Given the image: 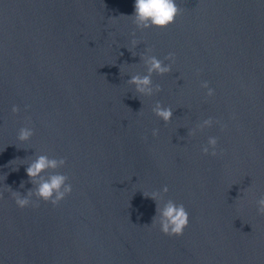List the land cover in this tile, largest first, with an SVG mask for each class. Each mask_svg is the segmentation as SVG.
I'll return each instance as SVG.
<instances>
[{"label": "water", "instance_id": "water-1", "mask_svg": "<svg viewBox=\"0 0 264 264\" xmlns=\"http://www.w3.org/2000/svg\"><path fill=\"white\" fill-rule=\"evenodd\" d=\"M134 3L0 0V264H264V0H176L174 24L145 30ZM147 48L176 54L152 97L127 83L147 74ZM157 101L173 109L167 124ZM209 117L226 127L189 136ZM209 137L222 155L202 153ZM41 154L66 160L55 171L73 191L20 209L7 188L27 195ZM164 186L189 213L179 237L151 227L144 193Z\"/></svg>", "mask_w": 264, "mask_h": 264}, {"label": "clouds", "instance_id": "clouds-1", "mask_svg": "<svg viewBox=\"0 0 264 264\" xmlns=\"http://www.w3.org/2000/svg\"><path fill=\"white\" fill-rule=\"evenodd\" d=\"M182 14L181 8L177 5L176 0H135L134 12L131 16L132 22L140 30L149 28L166 29L175 23L176 18ZM135 36V33H132ZM140 41L133 39L132 44L136 45ZM151 48H147L145 54L141 55V60L146 73L144 75L134 74L127 81L130 86H134L135 92L139 96L152 97L155 94L162 91L159 84L154 85L152 81L153 74L163 76L168 74L172 70V65L176 61V54L169 52L164 60L171 63L165 64L164 60L158 59L155 55H151ZM201 87L207 89L206 95L208 97L214 96V89L209 87V83L204 81L201 83ZM20 111L18 106L12 107L13 113ZM152 112L156 117L162 120L165 124L169 123L173 117V109L171 107L163 106L157 101L152 108ZM219 124L221 130L226 125L222 124L219 120H214L209 117L198 123L194 128L189 131V136H195L197 132L203 131L205 128L212 127L213 124ZM159 134V129H153V137ZM34 135L31 127H21L18 132L17 139L20 142H27ZM218 138L209 137L207 144L201 146V151L204 155H211L217 157L222 155L217 152ZM66 160L64 158L56 159L49 158L47 155H38L32 160L26 167V174L29 180L34 184L33 189H29L27 195H21L19 192L12 191V198L15 204L20 208L26 207H39V202L51 203L52 206H58L62 200H64L73 191V186L69 182V177L65 174L56 172L55 170L64 167ZM52 170V173L47 177H43L42 173ZM20 187H24L22 181ZM169 191L167 186H164L162 191H153L144 195L150 197L156 202V214L153 217L151 227L159 228V231L169 237H179L184 234V230L189 225V213L185 206L180 203H176L171 199L165 200L164 195ZM0 198H3L0 193ZM35 198V199H33ZM257 207V214L264 216V196H261L255 201Z\"/></svg>", "mask_w": 264, "mask_h": 264}]
</instances>
